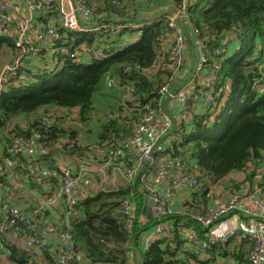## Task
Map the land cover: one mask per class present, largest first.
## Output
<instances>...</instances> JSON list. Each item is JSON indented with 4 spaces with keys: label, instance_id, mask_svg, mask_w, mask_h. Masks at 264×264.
<instances>
[{
    "label": "trees",
    "instance_id": "16d2710c",
    "mask_svg": "<svg viewBox=\"0 0 264 264\" xmlns=\"http://www.w3.org/2000/svg\"><path fill=\"white\" fill-rule=\"evenodd\" d=\"M89 2L97 17L87 23L96 22L98 27L103 24L115 27L121 23L122 31H133L140 27L134 28V22L129 21L146 17L143 13L150 4L165 2L162 6L169 5L168 10H174L183 0ZM113 2H118L121 8L115 7ZM162 8L158 13H164L167 7ZM187 12L186 29L199 31L198 38L206 41L210 59L206 66L208 69L215 64L220 66L218 80L209 89L203 86L200 77L193 79L188 87L192 100L187 108L179 112L173 106L170 110L176 118L186 111L191 118L188 121L177 118V132L169 139L166 150L160 149L156 156L185 160L197 176L199 186L189 191L192 199L185 206L187 216L172 219L175 230L171 239L153 243L142 253L140 264H207L200 260V252L249 264L235 244L230 248L235 237L217 245L210 244L202 251H192L183 229L204 236L203 227L191 217L195 211H209L217 194L230 195L243 191L245 185L253 186L256 170L264 171V0H199L189 6ZM43 13L45 18L39 20L43 21L45 29L40 36L54 27L58 36L55 48L64 46L82 56L60 64L57 53L52 56L42 51L39 53L42 62L57 61L59 68L51 71L46 65L39 68L33 58L20 67L0 94V151L3 162L11 157L7 151L16 139L40 136L38 140L47 153L39 157L35 168L38 181L33 183L29 177L31 170H27L30 165L26 156H19L16 172L26 178L28 190L35 191L44 200L57 186L55 176L64 169L77 170L88 164L98 169L110 161L115 151L129 154L134 129L147 107L164 116L159 90L165 85L175 90L177 84L172 83L174 71L168 55L173 44L172 30L168 28L166 17L149 23L138 41L125 44L102 41L105 35L98 36V33L112 34L111 28L70 31L62 27L57 17L51 23L54 16H58L55 5L45 7ZM225 40L228 46L224 47ZM217 48L225 49V54L216 56ZM101 50L106 52L105 60L87 58L92 52ZM19 51L10 36L0 35V75L4 66L14 62L9 59L16 58ZM107 80L114 81V85L109 87ZM100 98L113 109L101 106L105 115L97 121L95 114L99 112L97 99ZM85 128L94 134V143L83 141ZM113 168L109 169V175ZM46 172L53 173V177L45 179ZM3 173L7 177L8 170L4 167L0 169V175ZM98 179L99 176L94 175L88 181L97 185ZM141 180L139 177L136 183L122 182L118 189L108 192L91 189L82 197L81 216L72 225L79 258L72 264H131L129 254L138 247L134 237L140 239L155 224V221H147L146 225L140 222L144 206ZM0 183L5 185L6 191V179H0ZM260 184L264 190V177ZM126 198H132L137 205L138 220L132 230L122 209ZM4 244L9 252L8 264H37L21 245L7 239ZM50 259L47 257L52 262Z\"/></svg>",
    "mask_w": 264,
    "mask_h": 264
},
{
    "label": "built area",
    "instance_id": "2783aa9c",
    "mask_svg": "<svg viewBox=\"0 0 264 264\" xmlns=\"http://www.w3.org/2000/svg\"><path fill=\"white\" fill-rule=\"evenodd\" d=\"M67 0H25L26 15L24 17L13 19V4L9 0H0V35L10 36L15 44V47L22 52L21 58H17L3 67L0 75V94L11 82L14 75L18 74V70L22 66V61L34 59L42 61L39 55L42 51L53 52L50 55L57 53L61 64L68 60H77L82 55L80 53L70 52L67 47H56L54 41L57 39V31L54 27L40 36L36 41L29 37L31 26L37 21L38 15L43 12L47 6L55 5L58 10V20L62 27L70 31H86L87 26L82 24L83 21H90L97 17L95 9L90 7L89 0H68L71 7L69 14L65 13L63 3ZM199 0H183L182 5L174 10L166 8L163 13L168 21V28L172 30V47L169 50V63L173 69V75L176 80L180 69L186 64V56L188 52V42L185 32L189 33L193 40L195 53L197 56V72L196 76L200 77L205 88L212 89L218 80L217 71L220 69L218 64H215L211 69H208L206 64L210 61L209 55L206 52L207 43L205 40H200L199 31L193 30L188 32V8L195 5ZM143 3V1H139ZM117 8H121L118 2H113ZM151 8V4L149 6ZM149 9V8H148ZM163 18V17H162ZM161 19V18H159ZM157 19V20H159ZM156 20V21H157ZM107 26L106 24L95 29L102 30L111 28L112 31L122 29L120 26ZM133 26L134 28L141 27L140 25ZM144 25V24H143ZM223 46H228V41L223 42ZM226 50L217 48L214 51L216 56L225 54ZM88 55V54H87ZM94 61H102L107 58L106 52L94 51L87 58ZM58 66V63L49 65V69ZM195 76V77H196ZM192 83V82H191ZM109 87L114 85V81L107 80ZM189 87V85H188ZM187 89L177 94L173 101L168 104V109L171 106L177 107L180 111L187 108L188 102L192 100V94ZM175 91V90H174ZM171 85H165L159 90V95L163 102L173 92ZM205 93L204 91L200 92ZM206 94V93H205ZM208 96V101L213 99ZM164 115V114H163ZM171 122L164 115L152 107H147L146 112L136 128L134 129L133 137L130 141L133 155L127 154L123 150H118L110 155V161L98 169H93L94 164L81 165L77 170L67 168L60 175H56L57 186L40 203L32 208L12 206L9 207L5 216L0 218V258L7 260L8 251L5 248L4 242L9 234H14L19 237L22 243L20 246L25 253L34 259L37 264H72L77 261L79 255L75 251V243L72 236V225L76 219H79L81 213L79 205L81 197L78 195V190L83 187L88 179L94 175H98L97 188L102 192H108L110 189H118L117 187L122 182L136 183L141 169L146 165L152 169L151 185L147 191L152 198V209L155 212L157 221H160L150 233H143L140 237L142 251H148L153 243L159 239H171L172 232L175 230L173 222L174 209L169 197V193L160 188L163 180H165L171 171L175 172L172 186L176 191H194L199 186V180L193 174L190 165L181 159H172L165 157L158 160V157H151L154 145L163 136L171 130ZM40 136L30 139L19 138L8 149L7 153L10 158L3 159L2 167L8 170L6 178L12 177L14 167L19 163V156L23 155L29 159V167L31 170L29 177L33 183L38 181L39 174L36 173L38 160L40 156L47 153V149L38 140ZM164 159V160H163ZM114 166L112 174L109 175V169ZM1 167V168H2ZM0 168V169H1ZM4 175V173H3ZM264 171L257 169L255 174V184L253 186L245 185L243 191L230 194L226 199L217 203V206L209 211L203 212L196 210L192 218L203 227L209 229L215 223L227 224V217L233 213H241L251 215L249 205L258 209V223L250 224L244 229L232 228L229 234L224 236L211 235L209 237L202 236L194 231L190 232L189 245L192 251H202L211 245H217L227 242L231 237L243 236L251 242V248L246 256L249 264L264 263V190L261 186ZM53 177V173L46 172L45 179L49 180ZM136 186V185H134ZM144 191V192H145ZM5 193V185L0 183V197ZM124 214L129 218V229L132 230L133 224L137 217V205L132 198H126L122 203ZM48 213V214H47ZM60 217L56 220H50L49 216ZM5 240V241H4ZM50 257L52 262L47 260ZM46 260V261H45Z\"/></svg>",
    "mask_w": 264,
    "mask_h": 264
},
{
    "label": "crops",
    "instance_id": "0c3cea01",
    "mask_svg": "<svg viewBox=\"0 0 264 264\" xmlns=\"http://www.w3.org/2000/svg\"><path fill=\"white\" fill-rule=\"evenodd\" d=\"M9 1H11L13 4L14 11H13L12 16H13L14 20H18V19L24 17V15H26L25 0H9ZM44 16H46V14L41 12L38 15L37 21L30 28V31H29L30 37L29 38L32 39L33 41H36L38 38V35L42 33V29H45V25H44L43 21L39 20V18H42V17L45 18ZM55 17L58 18V16H54L51 23L56 21ZM58 22H59V20H58ZM89 23H91V22H89ZM95 24H96V22H92L91 25L87 26L88 31L93 30L95 28ZM46 53L50 54L51 52L46 51ZM187 53H188L189 58H190V62L188 63V64H190V67L187 70H186V68H188L187 66L183 67V70H181V72L178 74V78H176V79H180V80L177 83V88L183 84L182 83L183 79L186 77H189L192 73L193 58H192L190 49L188 50ZM186 58H187V56H186ZM35 63H38V65H36V66L39 68H42L45 65H46L45 68H49V64H52L53 62H46L45 63L42 61H35ZM187 71H189V73L190 72L191 73L189 75L184 74ZM175 81H177V80H175ZM190 86H191V83L189 84V87ZM166 146L167 145L165 144L161 148L160 151L166 150ZM133 154L134 153L131 150L130 156H132ZM2 157H3L2 152L0 151V168L2 167ZM162 158L166 159L165 157H158V160L162 159ZM16 167L17 166H15L13 171H12V177L11 178H5L3 174L0 175V179H6V182L8 185L7 190L5 191L4 195L2 197H0V218H3L5 216L9 207H12V206L26 207L32 203L38 204L43 200V199L39 198L40 196L35 191H33V190L29 191L28 190V186L26 185L27 184L26 178L23 177L21 174L20 175L17 174L16 171L18 169H16ZM152 172H153L152 169L148 168L145 165L139 173V177H141V179H142L141 184L143 186L142 191L141 190L140 191L143 193V195H144L145 190H147L148 188L153 186V185H151ZM174 175H175L174 172L171 171V174L165 180L162 181L160 188L169 193V197H170V200H171V203H172V206L174 209V213H175L173 218L185 217V216H187V214H186L187 209L185 206L187 205V203L189 201L191 202L192 196H191V193L189 191H181L180 192V191H176L173 189L172 181H173ZM134 187H136V186H134ZM91 189H93V190L98 189L97 185H95L91 181H87L85 186L81 187L77 193L82 198ZM228 196H229L228 193H226L225 195L224 194L223 195L217 194L214 197L215 200H213L210 204V209L215 208L217 206V203L220 201V199L223 201ZM249 209L252 213L251 215H244L241 213H233L227 217V219H226L227 224L226 225H223L221 223H215V225H213L211 228L203 229L204 236H206V237H209L211 235L224 236L225 234L228 235L229 231L232 228L244 229L247 226H249L250 224L258 223V221H259L258 209L255 208L254 206H251V205H249ZM49 217H50V220H56L60 217V215L57 213L56 216L52 215ZM147 221H150L147 218V216L142 215L140 222L143 225H146ZM154 221H155V224L153 226H151L147 231H145L144 234L150 233L155 227H157L159 224H161L160 221L156 220V218L150 222H154ZM183 231L185 232L186 238L189 239V235H190V232L192 230L191 229H187V230L183 229ZM7 240L11 243H15L17 245L19 244L22 246L21 241L14 234H9L7 236ZM234 244L237 246L238 252L243 256V258L246 259V256L249 252V249L251 248V242L248 239H246L245 237L239 235V236H235L230 248H233ZM189 247H190V245H189ZM142 253H143L142 245H141L140 239H138V247L136 248V251H132L129 254L130 263L131 264H140ZM199 255H200L199 256L200 260L203 262H206L207 264H241L240 262L235 261V260L231 261V259L228 257L222 258V257L205 256L201 252ZM205 260H210V261H205ZM199 264H204V263L199 262ZM242 264H247V263L243 262Z\"/></svg>",
    "mask_w": 264,
    "mask_h": 264
},
{
    "label": "water",
    "instance_id": "95a60500",
    "mask_svg": "<svg viewBox=\"0 0 264 264\" xmlns=\"http://www.w3.org/2000/svg\"><path fill=\"white\" fill-rule=\"evenodd\" d=\"M63 6H64L65 13L69 14L71 12V7H70L69 1L67 0L66 2H64ZM162 17H164L163 14H161L160 16H157V17L145 18V19H141V20L138 19L136 21H129V22H134L136 24L144 23L145 26H148L149 23L154 22L157 19L162 18ZM185 35L187 37V42H188L189 49H190V52H191V55H192V58H193L192 73L189 76V78L187 79V81L184 82L180 87L176 88L175 91L170 96H168V98L165 100V102H163V104L161 105L162 113L170 120L172 128L165 136H163L159 141H157L155 143L153 151L151 152V155H150L151 157H154L157 154V152L165 144L168 143L169 139L172 138L175 135V133L177 132V129H178V124L179 123L177 121L176 116L173 115L170 111H168V107H167L168 104L171 103L173 101L174 97L177 94H180L193 81V79L196 76V72H197V56H196V53H195L193 40L191 39V36H190L189 33L185 32ZM183 67H186V64ZM263 92H264V90H263ZM174 174H175V172H174ZM134 188H136V187H134ZM152 205H153L152 198L150 197V194L147 191H145L144 192V206H143L142 214L146 215L147 218L150 221H153L156 218L155 217V212L152 209ZM134 243L135 244L138 243V236L134 237Z\"/></svg>",
    "mask_w": 264,
    "mask_h": 264
},
{
    "label": "rangeland",
    "instance_id": "374dc122",
    "mask_svg": "<svg viewBox=\"0 0 264 264\" xmlns=\"http://www.w3.org/2000/svg\"><path fill=\"white\" fill-rule=\"evenodd\" d=\"M165 2H163V3H159V2H155L154 3V5H152L151 6V8H149V9H147L146 10V12L145 13H143V14H145L146 15V17H144V18H141V19H145V18H151V17H157V16H160L161 14H163V13H158V10H160V9H163L162 7H164V8H168V6L169 5H163L162 6V4H164ZM170 7V6H169ZM140 19V20H141ZM82 24L84 25V26H89V25H91V24H89V23H87L86 21H83L82 22ZM97 25V23L95 24V26ZM145 27L146 26H144V25H142L141 27H140V29H135V30H133V31H122V29H117L116 31H113L112 32V34H109V35H107V34H104V33H102V32H99L98 33V36L99 35H105L104 37H103V40L102 41H106V42H114V41H121V42H123V43H125V44H129L128 42H130V43H132V42H136V41H138V39H140V37L142 36V33H143V30L145 29ZM102 37V36H101ZM188 50H189V47H188ZM51 53H53V52H51ZM21 55H22V52H18L17 53V57L16 58H11V59H9V60H15V59H17V58H21ZM187 60H186V66L188 67V68H186V70L187 69H189V67H190V64H188L189 62H190V58H189V55H188V53H187V58H186ZM28 62L29 61H26V63H24V64H22V65H27L28 64ZM36 65H38V64H36ZM185 70V71H186ZM191 73V72H190ZM189 73V71H187L186 73H184V74H186V75H189L190 74ZM183 78V77H182ZM189 77H186V78H184L183 79V81H182V83H184V82H186L187 81V79H188ZM178 82H179V80L180 79H176ZM177 81H175V79H173L172 80V83H173V85L174 84H177L178 82ZM188 87V86H187ZM187 87L184 89V91L187 89ZM174 91V90H173ZM97 104H98V110L97 111H99L97 114H95V117H96V120L98 121L99 119H101L102 117H103V115H105V113L104 112H102L101 110H102V108H100L101 106L103 107V108H106V107H109V109L111 110V109H113L111 106H107V104H106V102H105V100H103L102 101V98H100V99H97ZM171 109H174V107L173 106H171L169 109H168V111H170ZM179 114V113H178ZM181 114V113H180ZM178 115L177 116V118H178V120L180 121V119L181 118H183L184 120H186V121H188V120H190V118H191V114L189 113V112H185V113H183V114H181V115ZM86 127H89V126H86ZM91 128V127H90ZM83 134H82V136H83V141H89V143H94V138H95V136H94V134H91V133H89V132H87L86 131V128H85V130H83V132H82ZM152 181V180H151ZM142 189H143V186L142 185H140V190L142 191ZM0 264H8L7 263V261H5L3 258H1L0 259Z\"/></svg>",
    "mask_w": 264,
    "mask_h": 264
},
{
    "label": "clouds",
    "instance_id": "9594fccd",
    "mask_svg": "<svg viewBox=\"0 0 264 264\" xmlns=\"http://www.w3.org/2000/svg\"><path fill=\"white\" fill-rule=\"evenodd\" d=\"M144 23H142V24H140V26H142ZM145 26V25H144ZM86 31H88V30H86ZM54 63H57V61H55V62H53L52 64H49V65H54ZM61 64V63H60ZM56 68H59V64H58V66L57 67H55L54 66V68L53 69H51V70H55ZM46 69H48L49 71H51L49 68H46ZM43 74V72H41V74L40 75H42Z\"/></svg>",
    "mask_w": 264,
    "mask_h": 264
}]
</instances>
